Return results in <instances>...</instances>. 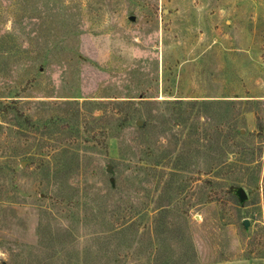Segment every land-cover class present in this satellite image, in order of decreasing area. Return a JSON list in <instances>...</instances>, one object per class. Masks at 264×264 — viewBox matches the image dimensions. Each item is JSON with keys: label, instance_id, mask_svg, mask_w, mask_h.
I'll return each instance as SVG.
<instances>
[{"label": "rangeland", "instance_id": "1", "mask_svg": "<svg viewBox=\"0 0 264 264\" xmlns=\"http://www.w3.org/2000/svg\"><path fill=\"white\" fill-rule=\"evenodd\" d=\"M242 260L264 0H0V264Z\"/></svg>", "mask_w": 264, "mask_h": 264}, {"label": "water", "instance_id": "2", "mask_svg": "<svg viewBox=\"0 0 264 264\" xmlns=\"http://www.w3.org/2000/svg\"><path fill=\"white\" fill-rule=\"evenodd\" d=\"M138 125H140V122L138 123ZM238 196H239L240 201H244L245 200V195H244V193H243L242 190H239L238 191ZM247 225H248V222L247 221H244L243 222V226L244 227H247Z\"/></svg>", "mask_w": 264, "mask_h": 264}, {"label": "crops", "instance_id": "3", "mask_svg": "<svg viewBox=\"0 0 264 264\" xmlns=\"http://www.w3.org/2000/svg\"><path fill=\"white\" fill-rule=\"evenodd\" d=\"M250 262L246 261V260H242V261H239V262H221V263H218V264H249Z\"/></svg>", "mask_w": 264, "mask_h": 264}]
</instances>
